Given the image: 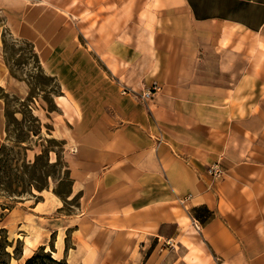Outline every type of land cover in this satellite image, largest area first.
Masks as SVG:
<instances>
[{
	"label": "crops",
	"instance_id": "1",
	"mask_svg": "<svg viewBox=\"0 0 264 264\" xmlns=\"http://www.w3.org/2000/svg\"><path fill=\"white\" fill-rule=\"evenodd\" d=\"M3 28L30 41L73 115L62 136L77 149L66 157L70 195L18 201L63 221L55 259L264 264V49L250 54L249 43L264 34V0H0ZM4 131L0 98V144ZM215 162L220 180L206 173ZM65 204L73 210L48 219Z\"/></svg>",
	"mask_w": 264,
	"mask_h": 264
},
{
	"label": "rangeland",
	"instance_id": "2",
	"mask_svg": "<svg viewBox=\"0 0 264 264\" xmlns=\"http://www.w3.org/2000/svg\"><path fill=\"white\" fill-rule=\"evenodd\" d=\"M82 24L86 27L87 20L79 21L78 25L72 27L75 43H82L81 30L84 28ZM137 38L140 40L145 37L139 34ZM226 42L227 40H223L222 44ZM249 43L250 54L256 53L258 46L264 49V34L251 35ZM221 49L222 45L217 47L216 51L222 53ZM229 56L230 60L234 58L235 53ZM0 62L6 67L2 68L5 76L3 87H0V98L5 104V131L0 144V260H5L6 264H24L28 257L38 254L39 257L34 264H68L65 258L53 257L56 239L54 228L56 226L61 231L64 228L63 221L36 218L30 206L18 204L22 197L30 195L19 196L20 198L8 196L1 183L7 180L2 166L6 167L13 178L16 173L15 168L19 164L32 163L36 155L45 151L49 162H56V166L52 168L54 178H49V190L53 192L58 188V184L63 191L69 190L70 182H67L63 172L66 170V157L70 150L62 136L67 135L68 132L66 119L72 120L73 115L63 114L57 105L66 102L65 98L58 96L63 93L57 77L48 66L44 67L39 63L37 53L33 50L30 41L13 34L8 28L1 30ZM74 104L78 107L76 103ZM76 117L79 118V115ZM33 191L37 193L35 189ZM34 201L35 198L31 200ZM75 203L73 200L69 205H76ZM69 205L65 204L61 212L47 216L48 219L52 217L63 219L64 215L73 210ZM4 207H16V211L5 217L12 208L7 210L3 209ZM36 231H41L48 237L45 246L34 245L38 238ZM65 233L67 235V232ZM26 236H33V245L27 253H23L25 242L31 240H26ZM63 239L65 248L69 247L71 239ZM165 244L167 242L162 245ZM5 252H8L9 256Z\"/></svg>",
	"mask_w": 264,
	"mask_h": 264
},
{
	"label": "trees",
	"instance_id": "3",
	"mask_svg": "<svg viewBox=\"0 0 264 264\" xmlns=\"http://www.w3.org/2000/svg\"><path fill=\"white\" fill-rule=\"evenodd\" d=\"M55 166L56 162H49L45 151L36 155L32 163L22 162L19 164L18 167L15 168L16 173L13 178L6 167L2 166L3 171L6 173L5 176L7 180L4 183H1V186L8 196H18V198H20L19 196L30 195L35 197L36 201H39L41 196L38 195V193L42 190L49 189V178H54L52 175V168ZM65 169V172H63L64 175H66L65 179L71 184L67 164L65 165ZM59 187L60 184H58L57 189L53 190L55 195L62 199H65V197L70 195V186L67 191H63ZM33 189H35L37 193H35ZM11 208L12 207H4L3 209L10 210ZM5 253L9 256L8 252ZM38 257V254H33L25 260L24 264H34ZM0 264H6V261L0 260Z\"/></svg>",
	"mask_w": 264,
	"mask_h": 264
},
{
	"label": "built area",
	"instance_id": "4",
	"mask_svg": "<svg viewBox=\"0 0 264 264\" xmlns=\"http://www.w3.org/2000/svg\"><path fill=\"white\" fill-rule=\"evenodd\" d=\"M160 87L157 84H153L149 89L145 90L142 92L141 97L144 99H149L153 97L154 93L159 91ZM76 147H71L70 152H76ZM207 175L212 179V180H220L223 175L224 171L220 167L218 162H215L214 164H211L207 167L206 170ZM189 196L181 197L178 199V201L183 204L186 199H188ZM190 225L195 230L196 232L200 231V225L197 220L191 219Z\"/></svg>",
	"mask_w": 264,
	"mask_h": 264
},
{
	"label": "bare ground",
	"instance_id": "5",
	"mask_svg": "<svg viewBox=\"0 0 264 264\" xmlns=\"http://www.w3.org/2000/svg\"><path fill=\"white\" fill-rule=\"evenodd\" d=\"M32 245H33V242L32 241H30V240H27L26 241L25 253H27L29 251V249L31 248ZM54 254H55V252H54Z\"/></svg>",
	"mask_w": 264,
	"mask_h": 264
}]
</instances>
